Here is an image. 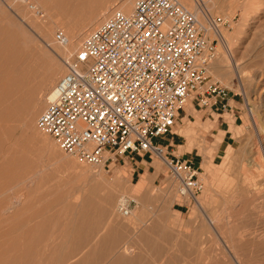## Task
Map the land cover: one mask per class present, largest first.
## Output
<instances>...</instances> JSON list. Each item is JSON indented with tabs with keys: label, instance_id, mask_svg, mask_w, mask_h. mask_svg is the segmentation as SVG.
<instances>
[{
	"label": "rangeland",
	"instance_id": "obj_1",
	"mask_svg": "<svg viewBox=\"0 0 264 264\" xmlns=\"http://www.w3.org/2000/svg\"><path fill=\"white\" fill-rule=\"evenodd\" d=\"M133 1L126 13L132 11ZM181 1L195 10L194 0ZM197 1L213 16L231 21L221 27L231 41V63L217 62L226 53L221 37L212 29L209 35L217 40L219 54L209 74L229 88L233 110L214 111L188 103L173 132L160 142L174 155L193 162L205 189L197 203L173 207L181 202L176 200V187L161 160L137 156L114 169L130 173L126 177L131 180L135 169L138 173V167H145L153 172L151 180H145L141 188L130 180L121 182L131 192L122 191L118 197L130 195L140 201L148 191L158 197L163 209L174 212L167 225L163 223L176 236L170 241L163 235L162 264H264V0ZM35 2L44 10L45 19L20 0H0V43L7 42L0 52L4 65L0 70H21L13 99L9 96L0 103V264H55L58 257L53 252L63 241V229L89 200L105 197L111 184L104 179V170L63 152L36 122L48 93L66 72L65 61L79 50L65 52L71 46L69 28L79 27L80 48L91 29L112 10L121 9V0H74L69 7L58 5L57 0ZM57 29L69 37L67 46L55 40ZM31 66L46 81L38 92L31 90L29 79L20 76ZM57 72L58 77L53 75ZM50 75L54 80L48 84ZM193 126L196 144L203 143L208 149L216 145L211 159L205 152L204 159L197 147L188 149L180 130ZM209 161L212 164L207 168L204 165Z\"/></svg>",
	"mask_w": 264,
	"mask_h": 264
},
{
	"label": "built area",
	"instance_id": "obj_2",
	"mask_svg": "<svg viewBox=\"0 0 264 264\" xmlns=\"http://www.w3.org/2000/svg\"><path fill=\"white\" fill-rule=\"evenodd\" d=\"M20 1L45 19L35 0ZM230 23L202 6L196 13L180 0H134L130 13L112 10L65 61L66 72L48 93L37 127L66 154L107 172L137 156L158 157L176 200L197 203L205 189L199 169L160 140L173 132L188 103L233 110L229 88L209 74L219 54L209 32L219 37ZM55 40L70 43L63 29ZM137 205L134 197L118 200L124 216Z\"/></svg>",
	"mask_w": 264,
	"mask_h": 264
},
{
	"label": "crops",
	"instance_id": "obj_3",
	"mask_svg": "<svg viewBox=\"0 0 264 264\" xmlns=\"http://www.w3.org/2000/svg\"><path fill=\"white\" fill-rule=\"evenodd\" d=\"M196 130L195 126L188 127L180 130V134L187 138L188 149L197 147L205 159L208 146L194 142ZM138 168V173L136 169L132 173L131 180L127 179L130 173L120 169L104 170V179L111 183L110 189L105 197L89 200L81 214L67 226L70 229H63V241L53 252L58 257L55 264H162L163 235L170 241L176 236L167 226L164 229L163 223L167 225L174 212L167 207L163 209L158 197L148 191L141 194L140 201L136 197L138 205L130 216H124L118 209L119 193L131 192L130 187L121 182L130 180L132 185L141 188L145 180H151V169ZM177 205L182 204L176 202L173 207Z\"/></svg>",
	"mask_w": 264,
	"mask_h": 264
},
{
	"label": "bare ground",
	"instance_id": "obj_4",
	"mask_svg": "<svg viewBox=\"0 0 264 264\" xmlns=\"http://www.w3.org/2000/svg\"><path fill=\"white\" fill-rule=\"evenodd\" d=\"M74 2V0H57V4L58 5H60V6H65V7H69V5H71V3L72 2ZM75 1H77V0H75ZM84 1V0H83ZM95 1V0H94ZM97 1V0H96ZM181 1V0H180ZM184 1H187V2H189L188 0H184ZM195 1V3H196V8H195V10H193V9H191L189 6H187L185 3H183L182 1V3L185 5V6H187L188 8H190L191 10H193V11H195L196 13H199L200 11H201V6H200V2H198L197 0H194ZM201 1V0H200ZM131 2H132V0H121V5H122V7H121V10H128V9H130V7H131ZM191 3V2H190ZM77 4V3H76ZM81 4V3H80ZM90 4V3H89ZM203 4V3H202ZM85 5H86V3H85ZM189 5H191V4H189ZM193 5V4H192ZM73 6H75V5H73ZM80 6V5H79ZM88 6V5H87ZM94 6V5H93ZM78 7V6H77ZM84 7V6H83ZM133 7H134V1H133ZM192 7V6H191ZM62 8V7H61ZM64 8V7H63ZM73 8V7H72ZM76 8V7H75ZM86 8V7H85ZM85 8H83V9H85ZM97 8V7H96ZM74 9V8H73ZM79 9V8H78ZM83 9H81V10H83ZM76 10V9H75ZM132 10H133V8H132ZM130 11V10H129ZM80 12V11H79ZM93 14V13H92ZM100 17V16H99ZM71 25V24H70ZM74 26V25H73ZM1 31V30H0ZM213 31V30H212ZM5 32V31H4ZM7 32V31H6ZM78 32H80L79 31V27L77 26V27H71V28H69V35H70V39H71V46H70V48L69 49H67V51L65 50V52L66 53H72L73 54V52L76 50H78L79 49V41H78V37H79V33ZM2 33V32H1ZM0 33V34H1ZM214 33V32H213ZM216 33V32H215ZM214 33V34H215ZM220 33H221V35H220V44H221V48L223 49V51H225V55L224 56H222L221 57V59H219V61H217V62H223V60L224 61H229L230 63H231V61H230V57H229V51H231V41L229 40V38H227L226 37V35L223 33V32H221L220 31ZM5 34V33H4ZM81 34V33H80ZM6 35V34H5ZM4 35V36H5ZM83 35V34H82ZM4 36H1V37H4ZM8 38V37H7ZM81 38V37H80ZM9 39V38H8ZM14 40V39H13ZM2 41H4V40H2ZM0 42H1V40H0ZM15 42V41H14ZM7 43V42H6ZM6 43H0V52H1V54H2V50H4V47L3 46H5V45H7ZM12 44H13V42H12ZM14 45V44H13ZM9 47V46H8ZM7 49V48H6ZM14 49V48H13ZM8 52V51H7ZM232 53V52H231ZM230 53V54H231ZM14 54H16V52L14 51ZM22 54V53H21ZM2 56V55H1ZM21 56V55H20ZM66 56V55H65ZM11 58H14V57H12V54H11ZM22 58V57H21ZM24 59H26V58H24ZM5 62H6V60H5ZM18 62V61H17ZM35 62V61H34ZM26 63V62H25ZM24 63V64H25ZM1 64V63H0ZM9 65V64H8ZM21 65V64H20ZM19 65V66H20ZM219 65H221V63L219 64ZM230 65V64H229ZM26 66V65H25ZM24 66V67H25ZM28 66V65H27ZM43 66V65H42ZM1 68L2 67H4V65H2L1 64V66H0ZM10 67H11V64H10ZM13 67V66H12ZM218 67V66H217ZM216 67V68H217ZM228 68H229V66H227ZM8 68V67H7ZM43 68V67H42ZM60 68V67H59ZM58 68V69H59ZM19 69H21V68H19ZM61 70V69H60ZM231 70V69H230ZM7 71V70H6ZM4 72V71H2V70H0V103H1V101H3V100H5V98H7V97H9L10 96V98L12 97L11 96V94H12V92H14V88H15V86H16V77H18V73L21 71H19V70H17L16 72L12 69L11 71H8V72ZM19 71V72H18ZM23 73V74H22ZM40 73L41 72H38L37 71V68L35 69V67L34 66H31L30 68H27L26 70L25 69H23L22 70V72L20 73V76L22 77V78H24L25 80L27 79H29V82H31V90L32 91H35V92H38L39 90H41V89H43L44 87H45V79L44 78H42L41 76H40ZM43 73V72H42ZM57 74H59V72H57V73H53V75L54 76H57ZM61 74V73H60ZM19 76V77H20ZM51 76V75H50ZM48 76L49 78H48V80H47V83L49 84V83H51L52 82V80H54L53 79V77L54 76ZM58 77V76H57ZM46 78H47V76H46ZM23 79V80H24ZM30 79H31V81H30ZM16 93V92H15ZM18 93V92H17ZM18 95V94H17ZM33 95V94H32ZM14 97V96H13ZM13 97H12V99H13ZM16 97V96H15ZM8 102H9V100H7ZM16 101V100H15ZM11 102V101H10ZM18 102H19V100H18ZM47 102V101H46ZM5 103H6V101H5ZM14 104H16V102H14ZM15 108V107H14ZM11 109H12V107H11ZM16 109V108H15ZM6 110V109H5ZM11 111V110H10ZM15 111V110H14ZM12 114V113H11ZM16 116V115H15ZM5 119V118H4ZM9 119V118H8ZM5 121V120H4ZM30 122V121H29ZM9 123V122H8ZM7 123V124H8ZM32 123V122H31ZM5 124V123H4ZM10 127V126H9ZM11 129H13V128H11ZM10 129V130H11ZM14 130V129H13ZM12 130V131H13ZM190 146V145H189ZM214 147H212V148H210V149H208L207 150V152H206V154L208 155V156H210V159H211V157L213 156V154H214V151H216L215 150V146L216 145H213ZM204 147V146H203ZM229 152V151H228ZM233 153V152H232ZM23 154V153H22ZM17 155H19L18 157H20L21 155L20 154H17ZM24 156H25V154H24ZM233 156V155H232ZM22 157H23V155H22ZM227 157H230V153L228 154V156ZM231 158V157H230ZM205 159H206V157H205ZM26 160V159H25ZM21 162V161H20ZM24 162V161H23ZM210 164H212L211 163V161H209L207 164H205L204 166L205 167H207V168H209L210 167ZM24 166V165H23ZM22 166V167H23ZM2 168H4V167H2ZM24 168V167H23ZM22 169V168H21ZM25 169V168H24ZM7 211V210H6ZM9 211V210H8ZM7 211V212H8ZM7 214V213H6ZM6 217V216H5ZM8 217H9V215H8ZM7 219V218H6ZM2 252H4V251H2Z\"/></svg>",
	"mask_w": 264,
	"mask_h": 264
}]
</instances>
